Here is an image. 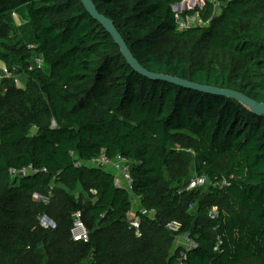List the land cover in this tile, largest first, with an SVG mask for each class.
I'll use <instances>...</instances> for the list:
<instances>
[{
    "label": "trees",
    "instance_id": "trees-1",
    "mask_svg": "<svg viewBox=\"0 0 264 264\" xmlns=\"http://www.w3.org/2000/svg\"><path fill=\"white\" fill-rule=\"evenodd\" d=\"M180 1L93 0L146 69L264 102V0H221L219 13L205 0L186 12L204 25L187 31ZM20 11L32 39L10 46ZM0 60L12 73L0 82V264H177L174 220L198 242L187 264H264V114L137 72L81 0H0ZM119 154L131 190L89 163ZM193 173L225 183L200 195ZM134 197L157 209L139 231ZM76 212L86 242L72 237Z\"/></svg>",
    "mask_w": 264,
    "mask_h": 264
},
{
    "label": "built area",
    "instance_id": "built-area-1",
    "mask_svg": "<svg viewBox=\"0 0 264 264\" xmlns=\"http://www.w3.org/2000/svg\"><path fill=\"white\" fill-rule=\"evenodd\" d=\"M204 5H205V0H181L180 2L173 5V9L176 12L177 28L180 31H187L188 29L194 28L196 26L204 25V22L198 12L195 14L186 13L189 10L195 9L197 6L203 7ZM34 47L35 45H30V48H34ZM34 66L37 68H42L44 66L43 58L36 57ZM30 68H32V66ZM11 76H12V73L10 71H7L6 74L0 72V82L5 77H11ZM89 163L93 166L111 169L116 174L115 183L117 186L127 188L128 190L132 189L133 180L131 176L130 159L120 154L114 158L108 157L106 155H102L99 157L92 158ZM30 168L31 167H29L28 169ZM28 169L22 170L21 172H19V174L25 175L26 172H28ZM11 173L17 174L18 172L16 170H12ZM208 180L209 179L206 176L199 177L197 185L202 186ZM224 183L225 182L220 183V184L223 186ZM35 197L39 199L44 198L45 200H48L47 197H43L42 195L38 193L35 194ZM137 211H139L140 213L138 214ZM209 214L212 218H217L219 215L218 208L213 207V209H211ZM142 215L154 218L157 216V209L156 208L148 209L142 206H139V208L136 210L133 209L128 214L130 218L131 228H134L137 231L140 230ZM73 216L75 220H74L73 227L71 229L72 237L76 241H85V242L88 241L89 231L81 218V214L79 212H76L74 213ZM41 224L45 227L54 226V223L47 216L41 217ZM166 228L176 235L177 244H178L177 248H181V252L177 259V264H187L188 252L192 250L193 248L197 247L198 245L197 240L195 238L190 237L189 234L182 232L183 224L180 221H177V220L169 221L166 223ZM221 244H222V240H219L218 247L216 248V250L219 249Z\"/></svg>",
    "mask_w": 264,
    "mask_h": 264
},
{
    "label": "water",
    "instance_id": "water-1",
    "mask_svg": "<svg viewBox=\"0 0 264 264\" xmlns=\"http://www.w3.org/2000/svg\"><path fill=\"white\" fill-rule=\"evenodd\" d=\"M81 2L83 3L88 13L95 20H97L106 29V31L109 34H111L116 44L120 47L121 52L126 58L127 62L137 72L153 80H160L164 82L173 83L187 89L197 90L207 94L221 95L224 97L233 98L238 100L242 104L246 105L247 107H249L255 113L264 114V102H257L256 100L249 97L243 92H239L233 89H224L207 84H201L184 78L173 76L170 74L156 73L146 69L134 56L126 40L124 39L119 29L115 25L114 21L100 12L96 4L93 2V0H81Z\"/></svg>",
    "mask_w": 264,
    "mask_h": 264
},
{
    "label": "rangeland",
    "instance_id": "rangeland-1",
    "mask_svg": "<svg viewBox=\"0 0 264 264\" xmlns=\"http://www.w3.org/2000/svg\"><path fill=\"white\" fill-rule=\"evenodd\" d=\"M216 2V7H217V13L221 11V8L224 6V2H222L221 0H213ZM17 15L18 17H20V22L21 24L16 25L15 27L11 26L10 29L11 31L9 32V39L6 40L7 43L12 46L15 42H17L18 40L23 39L21 42H25L26 40L30 39L32 37L31 35V28L30 25H28V17L25 13V11H20L18 12ZM18 28V29H16ZM32 39V38H31ZM35 58V56H34ZM34 58H32V61L34 63ZM4 64L3 60H0V69L3 71L2 65ZM18 85H24V81L21 79V77H18ZM199 176L196 175V173H193L190 180H188L186 182V188H189L190 190L195 191H199L200 195L201 194H207L209 192V188H211L212 186H216L218 188H222L220 183H215L213 180L209 179L205 184H203L202 186H198L197 182H198ZM184 184V183H183ZM133 204H134V208L138 209L139 205H140V201L137 197H134L132 200ZM195 206L192 207V209L194 210Z\"/></svg>",
    "mask_w": 264,
    "mask_h": 264
},
{
    "label": "crops",
    "instance_id": "crops-1",
    "mask_svg": "<svg viewBox=\"0 0 264 264\" xmlns=\"http://www.w3.org/2000/svg\"><path fill=\"white\" fill-rule=\"evenodd\" d=\"M18 12H16V13H13V19H14V21H15V23L18 25V24H21V22H20V17H18L17 15H19V14H17ZM1 68H3V71L0 69V72L1 73H4V74H6L7 73V66H6V64L4 63L3 65H2V67ZM17 81H18V78H17Z\"/></svg>",
    "mask_w": 264,
    "mask_h": 264
}]
</instances>
